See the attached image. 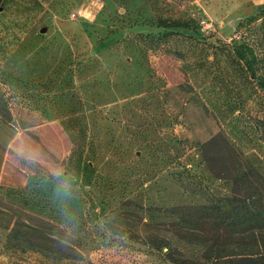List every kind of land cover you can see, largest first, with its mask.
<instances>
[{"label": "rangeland", "instance_id": "1", "mask_svg": "<svg viewBox=\"0 0 264 264\" xmlns=\"http://www.w3.org/2000/svg\"><path fill=\"white\" fill-rule=\"evenodd\" d=\"M263 19L264 0H0V264H172L143 211L230 196L204 143L264 174Z\"/></svg>", "mask_w": 264, "mask_h": 264}, {"label": "trees", "instance_id": "2", "mask_svg": "<svg viewBox=\"0 0 264 264\" xmlns=\"http://www.w3.org/2000/svg\"><path fill=\"white\" fill-rule=\"evenodd\" d=\"M167 27L179 29L187 24L175 21ZM261 27L264 32V19ZM247 36L243 33L241 39ZM3 81L0 75V119L8 125L12 115ZM258 127L264 142V121ZM202 157L215 179L230 183V196L201 206L146 208L142 244L158 252L166 250L172 264H264V174L224 133L202 145ZM59 179L46 176L47 182ZM123 205L127 212L138 206L132 202ZM40 237L45 244L39 246L48 251H52L50 242L59 243L45 234ZM184 248L196 254L188 257Z\"/></svg>", "mask_w": 264, "mask_h": 264}]
</instances>
